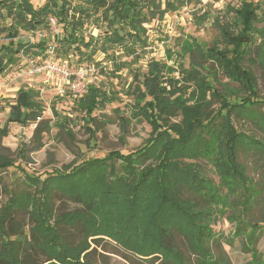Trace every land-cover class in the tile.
Masks as SVG:
<instances>
[{
	"label": "trees",
	"instance_id": "trees-1",
	"mask_svg": "<svg viewBox=\"0 0 264 264\" xmlns=\"http://www.w3.org/2000/svg\"><path fill=\"white\" fill-rule=\"evenodd\" d=\"M167 1L168 7H175V0ZM3 9L11 22L8 27L0 24V32L8 31L11 40L0 46V73L19 62L20 54L47 55L44 43L17 38L20 28L30 32L47 28L53 16L63 29L62 36L56 37V56L67 57L76 50L82 61L97 62L94 56L103 55L115 75L140 61V52L150 45L145 24L169 11L161 10L159 0H45L38 7L32 0H0V13ZM193 15L197 25L210 19V12ZM212 20L220 32L212 47L203 49L189 38L177 55L199 52L212 61L213 69L240 83L247 96L234 102L223 97L214 89L207 72L210 66L206 73L192 60L189 67L180 58L174 64L150 61L147 71L137 72L128 86L135 116L151 126L145 144L129 153L111 151L69 164L44 178L26 174L27 184L35 191L14 195L0 210V264H97L95 256L100 248L107 251L110 238L129 253L130 264H225L209 245L215 238V212L223 213L227 203L221 189L226 194L242 191L244 215L258 193L240 156L259 153L264 157V140L235 125L238 120L264 133V97L257 96L256 76L243 64L255 53L259 39L256 54L264 61V2L229 4L226 14ZM88 26L99 33L90 32L87 38ZM123 56L131 59L123 60ZM172 71L181 73L185 82ZM190 82L195 84L191 93ZM118 98L90 84L77 105L95 120L92 115L97 109ZM212 98L222 103L213 116L207 111ZM9 106L0 139L7 135L8 124L34 122L45 109L40 91L33 87L20 88ZM178 116L181 120L173 121ZM128 122L122 118V124ZM48 128V122H40L36 135ZM199 160L212 164L219 186L203 174ZM14 164L0 159V166ZM186 191L197 198H184ZM32 200H37L35 209L28 206ZM18 212L28 215L27 230L17 220ZM251 228L248 243L253 245L257 223ZM178 234L186 238L194 258L178 245ZM252 253L253 263L258 264L259 255L254 249Z\"/></svg>",
	"mask_w": 264,
	"mask_h": 264
},
{
	"label": "rangeland",
	"instance_id": "rangeland-1",
	"mask_svg": "<svg viewBox=\"0 0 264 264\" xmlns=\"http://www.w3.org/2000/svg\"><path fill=\"white\" fill-rule=\"evenodd\" d=\"M161 1V10L169 8L163 17H156L146 23L147 36L150 45L141 51L140 61L127 66L117 75L110 71L111 63L104 61L103 55H95V61L80 59L76 50H71L69 56L60 58L55 54L47 53L46 56L33 57L32 55L20 54V60L15 65L0 73V128H4L9 116V104L13 103L17 92L22 87H33L40 91V100L45 106L41 117L26 125L10 123L7 125L9 131L0 139V159L14 161L13 166H0V210L16 194L32 193L35 188L29 186L25 175L47 177L63 171L66 166L72 163H82L95 157H104L111 151L129 153L145 144L150 137L151 126L145 119L135 116L133 108L134 101L128 92L129 84L135 82L134 75L137 72L143 75L147 71L148 63L152 60H162L174 64L176 58L189 67L191 60L194 61L203 72L209 68V76L214 89L220 92L230 102L246 97L248 92L238 82L232 81L226 75L213 69L212 61H206L199 52L187 53L185 56L177 55L180 52L181 43L189 38L195 39L203 49L212 47L213 40L220 32L214 25L212 18L226 14V7L229 4L237 5L242 0H184L186 4L181 6L175 0V7H168L167 0ZM264 2V0H252ZM36 7L41 6L45 0H32ZM172 2V1H171ZM204 12H210V19L202 25L194 21V13L201 16ZM5 9L0 13V24L8 27L11 22L9 16H5ZM4 16V17H3ZM227 21L226 18L223 19ZM262 27V24L258 25ZM235 29L234 25H231ZM236 31V30H235ZM17 39L24 43H44L47 50L50 45H55L56 37L62 36V25L52 27L48 23L47 28H40L34 32L20 28ZM90 32L98 34L99 29L88 26L85 35ZM11 37L8 31L0 32V46L8 44ZM255 53L243 64L257 79V96L264 97V61H261L256 52L261 46L258 40ZM171 56L173 59H170ZM123 60H130L131 57L123 56ZM53 60L54 62H67L71 71H78L83 68L87 72L84 78L85 86L90 84L109 90L112 94L118 95V100L108 103L104 108L97 109L91 117L77 105L78 98L67 90L60 95L55 90L54 80L45 70H40L35 75L30 74L32 64L42 67L44 63ZM205 70V71H204ZM215 70V71H213ZM109 73H106L108 72ZM206 72V73H207ZM211 72V73H210ZM184 81L183 75L179 72H171ZM189 93L195 89L193 82L187 83ZM254 98V97H252ZM221 101L212 98L207 111L213 116L221 107ZM122 118L127 119L128 124H122ZM173 121H180L181 117H175ZM49 128L36 135V128L40 122H47ZM62 125V126H61ZM235 125L239 130L253 133L257 138L264 140V133L251 129L250 125L241 124L236 120ZM250 128V129H249ZM240 161L245 165L255 192L258 193L253 206L249 211L242 208V191L226 194L221 189L222 198L226 199L225 211L217 213L212 227L215 238L209 245L215 256L225 264H254L252 250L259 255L258 264H264V157L261 154H241ZM199 168L203 174L212 179L213 183L220 185L219 177L212 164L205 160L198 161ZM221 188V187H220ZM186 199L197 198L196 195L185 192ZM31 209L37 206V200L28 203ZM222 208V207H221ZM17 220H20L27 230L31 222L26 213H16ZM257 223L255 232L256 241L253 245L248 243L251 235V224ZM110 238L109 236H107ZM104 251L102 248L95 256L97 264H130V257L124 249L119 247L116 240L110 238ZM116 242V243H115ZM176 242L187 256L194 258L183 235L176 236ZM118 243V244H117ZM258 257V258H259ZM257 263V262H256Z\"/></svg>",
	"mask_w": 264,
	"mask_h": 264
},
{
	"label": "built area",
	"instance_id": "built-area-1",
	"mask_svg": "<svg viewBox=\"0 0 264 264\" xmlns=\"http://www.w3.org/2000/svg\"><path fill=\"white\" fill-rule=\"evenodd\" d=\"M49 24L52 27H56L57 19L53 16L49 18ZM50 45L48 48L49 54H55V47ZM56 56V54H55ZM45 70L48 75L54 80L55 90L58 94L63 95L67 90L76 97H80L87 91V86L84 84V78L87 72L80 68L78 71H71L67 65V62H54L53 60L44 63L42 67H38L32 64L30 74L35 75L40 70Z\"/></svg>",
	"mask_w": 264,
	"mask_h": 264
}]
</instances>
